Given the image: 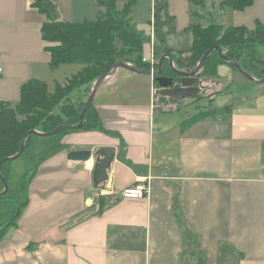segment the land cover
Here are the masks:
<instances>
[{
	"label": "crops",
	"instance_id": "1",
	"mask_svg": "<svg viewBox=\"0 0 264 264\" xmlns=\"http://www.w3.org/2000/svg\"><path fill=\"white\" fill-rule=\"evenodd\" d=\"M48 1L67 23L95 21L100 11L95 0ZM127 1L116 0L117 8ZM162 1L172 30L163 29L162 45L154 39L159 58L164 49L187 52L191 26L264 24V0L242 11L221 7L225 0H134L132 24L146 39L142 58ZM31 3L0 0V101L12 105L23 84L48 83L40 33L46 18ZM231 68L218 65L216 79L202 78L199 101L158 97L152 76L118 68L93 100L101 125L115 136L92 130L62 137L66 148L39 165L28 204L0 240V264H264V84L243 77L250 91L224 110L198 104L224 97L238 72ZM199 112L210 115L191 123ZM99 148L115 150L103 190L92 184L93 159L66 158ZM144 180L145 198L119 196Z\"/></svg>",
	"mask_w": 264,
	"mask_h": 264
},
{
	"label": "trees",
	"instance_id": "2",
	"mask_svg": "<svg viewBox=\"0 0 264 264\" xmlns=\"http://www.w3.org/2000/svg\"><path fill=\"white\" fill-rule=\"evenodd\" d=\"M31 1V7L46 18L40 33L44 51L50 58L49 68L54 70L61 65L77 64L80 70L63 84H56L52 93L48 92L45 82L33 79L20 87V98L16 104L0 101V162L17 154L22 139L29 131L48 133L62 125H77L93 84L115 64L125 62L150 69L142 62L146 39L132 24L134 0H128L121 9L117 8L116 0H95L100 10L97 19L81 23L59 21L53 4L48 0ZM194 1L198 3L200 0ZM253 2L225 0L220 6L242 11ZM50 14L54 20H51ZM171 23L166 3H156L154 34L160 45L164 42L163 29L170 27L169 30H172ZM189 30L193 41L187 52L163 50V55L172 58L177 70L191 71L207 50L219 46L224 56L236 61L254 79L264 78V61L259 52V49H264V24L256 22L252 30L218 25H195ZM218 65L234 68L231 63L223 61L217 51H213L197 76L216 79ZM162 71L163 76L174 77L167 59L163 61ZM200 98L197 96L195 99ZM208 115L199 112L190 122H198ZM92 130L115 136V133L103 128L93 105L84 114L83 126L77 131ZM77 131L67 129L49 137L31 134L20 156L26 160L25 170L15 183L9 178L12 161L0 164V240L8 228L16 226L21 211L28 204V187L39 165L66 148L61 143L64 135ZM2 179L8 185L5 194H1L4 190Z\"/></svg>",
	"mask_w": 264,
	"mask_h": 264
},
{
	"label": "water",
	"instance_id": "3",
	"mask_svg": "<svg viewBox=\"0 0 264 264\" xmlns=\"http://www.w3.org/2000/svg\"><path fill=\"white\" fill-rule=\"evenodd\" d=\"M50 16H51V20L55 19L52 14H50ZM213 51H217L218 55L223 61L231 63L232 66L248 80L257 84H264V78L261 80L254 79L252 76L246 73L236 61L230 60L226 56H224L222 49L219 46H214L211 47L209 50H207L204 53V55L201 57L197 65L189 72L180 71L174 68L172 58L167 55H162L158 59V64H157L158 68H156V70L154 71L139 68L129 63L120 62L115 64L105 75L98 78L97 81L93 84V87L87 97V100L85 101L84 108L79 116V122L77 125L75 126L62 125L48 133H38L36 131H29L22 139L20 144V149L17 152V154L10 158H5L1 160L0 164L3 162H7L9 160L14 161L20 158L24 150V143L31 134H35L39 137H49L67 129L73 131L80 130L83 126L84 114L93 105V100L96 91L104 82V80L110 77L118 68H122L139 75L152 76L157 85L155 94L158 97L167 98L172 101H180V100L195 98L199 96L202 93V91L205 90V84L207 83V81L205 79L199 78L197 76V73L203 66L205 60ZM164 59L168 60L169 67L173 72L174 77L163 76L162 68H163ZM66 158L67 160L74 162H87L93 159L94 167L92 170V184L94 189L103 190L105 188L106 182L108 181V171L110 170L111 164L115 159V150L113 148H99L96 149L95 151L92 150L70 151L67 153ZM2 183L4 185V190L1 194H5L8 190V185L4 179H2Z\"/></svg>",
	"mask_w": 264,
	"mask_h": 264
},
{
	"label": "rangeland",
	"instance_id": "4",
	"mask_svg": "<svg viewBox=\"0 0 264 264\" xmlns=\"http://www.w3.org/2000/svg\"><path fill=\"white\" fill-rule=\"evenodd\" d=\"M198 3H201V0L198 1ZM137 30V29H136ZM260 54H261V59L264 60V49L259 50ZM144 55H146V58H149V48H147L146 52L144 53ZM159 58V57H157ZM50 69V68H49ZM80 69V66L77 64H73V65H61L56 69H50L49 70V76H48V83H45L47 85V89L48 92H52L54 91L55 85L56 84H63L68 78H70L71 76H73L74 74L77 73V70ZM233 69V68H231ZM236 71V70H233ZM235 74V78L233 79V82L231 83L230 81L225 80L223 77L221 79V82L226 84L227 82H230L229 85L225 86L223 89L224 97L223 98H218L216 99V101L214 103H205V102H198V104H201V107L203 108V110L205 109H215V110H224V107L229 106L230 103H234L235 99H237L238 97H241L242 94H244L245 92H249L250 91V87L247 83L246 80H243V75H241L239 72H234ZM247 83V84H246ZM204 95V94H203ZM201 98H205L202 97ZM200 99H194V101H199ZM183 106H181L180 111L178 113H185V108H182ZM191 114L193 113V111H195V108L191 107ZM190 110V111H191ZM176 113V114H178ZM185 116V114H183ZM26 165V160L24 158H18L14 161H12L10 163V167L12 168V177L13 181L16 180L17 178L20 177V175L22 174V172L24 171ZM16 176V177H15Z\"/></svg>",
	"mask_w": 264,
	"mask_h": 264
},
{
	"label": "built area",
	"instance_id": "5",
	"mask_svg": "<svg viewBox=\"0 0 264 264\" xmlns=\"http://www.w3.org/2000/svg\"><path fill=\"white\" fill-rule=\"evenodd\" d=\"M154 23V21H153ZM152 37L149 52V58H142V62L149 66V70L154 71L157 68L158 58L154 48V25L152 24ZM1 71V70H0ZM150 192L149 184L146 180L138 182L135 186L123 190L119 196L124 199H143Z\"/></svg>",
	"mask_w": 264,
	"mask_h": 264
}]
</instances>
